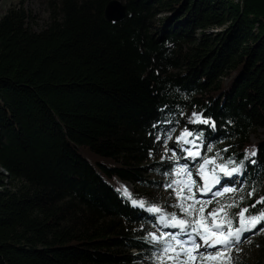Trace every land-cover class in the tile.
<instances>
[{
	"label": "trees",
	"instance_id": "trees-1",
	"mask_svg": "<svg viewBox=\"0 0 264 264\" xmlns=\"http://www.w3.org/2000/svg\"><path fill=\"white\" fill-rule=\"evenodd\" d=\"M44 1L40 29L26 0L0 14V264H156V217L119 180L148 189L149 172L170 174L149 154L191 109L216 125L187 123L199 160L244 163V188L220 204L252 201L264 186V132L249 137L264 127V0H122L116 21L109 0ZM232 264H264V245Z\"/></svg>",
	"mask_w": 264,
	"mask_h": 264
},
{
	"label": "snow or ice",
	"instance_id": "snow-or-ice-1",
	"mask_svg": "<svg viewBox=\"0 0 264 264\" xmlns=\"http://www.w3.org/2000/svg\"><path fill=\"white\" fill-rule=\"evenodd\" d=\"M194 123H202L215 128V122L211 119L203 118L202 114L194 113ZM193 136L191 131L185 130L177 139L184 144H192L195 146V140H189L188 137ZM197 139H200L198 136ZM211 151V148L208 149ZM189 157H198L199 151L186 149ZM226 151V150H225ZM255 156L253 151L249 154ZM219 156V154H217ZM172 159L176 156L173 153ZM245 159H248L246 156ZM252 164L256 161L252 160ZM209 164L215 165L211 173L206 171ZM244 167L243 161L239 165L229 158L227 161H221L216 164L214 159L205 158L200 165L199 175L205 181L202 191H209L210 185L215 186L221 184V175L225 178H232L234 175L241 173ZM217 169L219 173H217ZM177 177L186 176L187 179H174L169 187L174 186V191L178 200L176 207L183 213V217L177 216L175 213L164 214L160 207H149L148 211L159 215V223L164 227L179 229L177 233H163L157 235L155 232L149 233V239L153 244H158L156 264H232L231 252L234 246L238 245L244 233L252 232L257 229L262 221H264V208L257 209V205H264V197H261L254 204L241 208L237 213H230V209L238 207V203L220 204L211 212L204 215L207 204L212 201H198L192 192L193 185L196 181L192 179V174L186 166H180L176 169ZM237 189L233 187H224L219 195L224 193H233ZM185 193H188L187 195ZM253 193H249L251 196ZM125 197H129L127 190L124 191ZM243 199V198H241ZM191 200L192 203H186ZM133 206L145 207V201L132 199ZM219 217V219H218ZM259 231L264 232V227ZM183 236L185 239H180ZM199 241V242H198ZM204 251H201V249ZM215 249V251H209Z\"/></svg>",
	"mask_w": 264,
	"mask_h": 264
},
{
	"label": "rangeland",
	"instance_id": "rangeland-1",
	"mask_svg": "<svg viewBox=\"0 0 264 264\" xmlns=\"http://www.w3.org/2000/svg\"><path fill=\"white\" fill-rule=\"evenodd\" d=\"M14 2V0H0V14H2L5 9L8 7L10 3ZM26 7L31 12V14L35 18L34 28L40 29L42 28L49 19V11L47 5L44 0H26L25 2ZM194 113L199 115V111L195 109L188 110L183 115L184 122L181 123L176 127V129L166 137L162 136L156 139L157 143L153 151L150 152L149 157L151 160H167L170 165V174H158V173H150L149 177L151 179H157L159 184H157L153 188L144 189L140 186L134 185L132 182L127 183L124 180H119L120 189L124 193L125 190L129 193V196L132 197L135 190L142 189V193L137 195L135 199L145 201V209L148 211L149 207L155 206L160 207L164 214H171L175 213L177 216L183 217V213L180 212L179 208L176 207L178 204V200L174 191V186L169 187V184L174 179H187L186 176L177 177L175 175V171L180 166H186L188 170L192 174V179L196 181L195 185H193L192 192L195 194V199L198 201L206 202L212 201L211 204H207L204 215L207 216L209 212H211L214 208H217L220 205V202L224 200L228 194H234L235 192H240L244 188L242 184V180L240 179V173L234 175L232 178H225L222 174L219 173L217 169V173L221 175V184L215 186H209V191H202L204 188L205 181L199 175L200 165L203 163V160L200 161L199 159L202 157V149L204 145L197 139V135L192 132L188 127L187 123H194ZM191 131L193 136L188 137L189 140H195V146L192 144H184L182 141H178V137L185 131ZM264 132V127L258 128L255 132H252L249 137L250 140H256L258 137L262 136ZM186 149H191L193 151H199L200 155L198 157H189L187 155ZM175 153L176 159L173 160L172 156ZM85 155L94 163L97 160L101 161H108L109 164H113L109 158L92 154L89 151H85ZM213 159V158H208ZM216 162V161H215ZM217 164V163H216ZM215 167L213 164H209L206 167V171L211 173V170ZM0 170L4 171L2 166H0ZM231 180L230 184H226V180ZM125 182V183H124ZM224 187H233L237 189V191L233 193H224L223 195H219L223 191ZM140 192V191H138ZM186 195L188 193H185ZM261 197H264V186L259 187L256 192L251 195L252 201L249 204H242L238 208V212L241 208L248 207L251 204H254L257 200ZM150 202L149 206H146V203ZM186 203H192L191 200L187 201ZM258 210L253 209L252 211L255 212ZM151 215L155 216L156 227L155 230L151 233L155 232L159 235L161 232L168 233L166 230L173 229V232H179L177 228L171 227H164L159 223V215L157 213H152L148 211ZM219 219V217H218ZM261 227H264V221H262L259 225H257V229L253 230L252 232H246L242 237L241 241L238 245L234 246L231 252L232 262L235 260L242 261V260H250L254 257L257 249L264 245V232L259 231ZM180 239H185V237H180ZM199 242V241H198ZM201 251H204L202 248ZM209 251H215V249H209Z\"/></svg>",
	"mask_w": 264,
	"mask_h": 264
},
{
	"label": "water",
	"instance_id": "water-1",
	"mask_svg": "<svg viewBox=\"0 0 264 264\" xmlns=\"http://www.w3.org/2000/svg\"><path fill=\"white\" fill-rule=\"evenodd\" d=\"M106 19L116 21L126 15V5L122 0H109L104 7Z\"/></svg>",
	"mask_w": 264,
	"mask_h": 264
},
{
	"label": "bare ground",
	"instance_id": "bare-ground-1",
	"mask_svg": "<svg viewBox=\"0 0 264 264\" xmlns=\"http://www.w3.org/2000/svg\"><path fill=\"white\" fill-rule=\"evenodd\" d=\"M127 183H129L128 181H126ZM125 183V182H124ZM245 234V233H244Z\"/></svg>",
	"mask_w": 264,
	"mask_h": 264
}]
</instances>
